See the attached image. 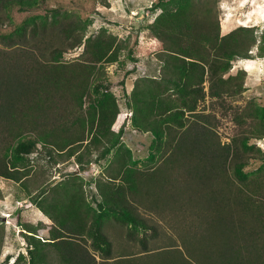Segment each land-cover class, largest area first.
Wrapping results in <instances>:
<instances>
[{
  "label": "trees",
  "instance_id": "obj_1",
  "mask_svg": "<svg viewBox=\"0 0 264 264\" xmlns=\"http://www.w3.org/2000/svg\"><path fill=\"white\" fill-rule=\"evenodd\" d=\"M45 1L0 0V176L19 183L16 200L52 221L41 237L42 221L19 219L26 255L11 264H180L168 249L153 259L113 256L107 231L125 227L126 238L145 248L140 230L156 229L139 207L158 212L190 204L198 206L209 241L190 260L181 255L182 264H264V152L250 143L264 137V107L249 102L236 115L241 123L252 118L249 134L223 144L210 115L198 109L207 96L220 101L242 92L246 71H229L237 60L264 57V31L238 26L221 35L205 0L152 1L149 12L161 11L146 28L161 43L159 75L136 78L124 94L132 128L152 138L150 164L139 169L131 150L122 149L123 125L115 130L123 114L105 70L118 61L121 41L105 28L88 36L91 21L57 7L13 25L14 8L31 11ZM81 47L78 58L63 61ZM252 152L262 163L248 173ZM39 153L52 165L73 157L79 171L32 190L29 161ZM105 160L89 195L78 173ZM4 236L1 225L0 250Z\"/></svg>",
  "mask_w": 264,
  "mask_h": 264
},
{
  "label": "rangeland",
  "instance_id": "obj_2",
  "mask_svg": "<svg viewBox=\"0 0 264 264\" xmlns=\"http://www.w3.org/2000/svg\"><path fill=\"white\" fill-rule=\"evenodd\" d=\"M151 1L108 0L109 6H104L99 0H46L39 8L31 11L19 12L14 8L10 12L13 25H17L24 19L44 15L46 9L57 7L60 9V13H66L72 19L91 21L87 30L88 36L105 28L109 33L115 35L117 40L121 41L123 49L118 61L106 65L105 70L112 81V90L123 114L115 130L123 125L122 149L131 150V159L136 162L135 168L139 169H145L150 164L148 153L152 138L147 133H140L132 128L131 112L124 105V94L125 92L130 93L136 78L159 75L160 62L157 54L161 50V43L151 36L146 27L154 21L161 10L158 8L154 12H149ZM205 1L208 3L212 16L219 23L221 35L238 26L255 27L258 35L264 31V0ZM11 27L12 25L6 23L3 28L10 30ZM81 51L82 47L69 50L64 54L63 61H74L80 56ZM252 52L255 54V49ZM252 62V67L246 69L243 67L242 60H237L229 71V75H235L241 69L246 71L244 88L240 94L232 97L225 96L220 101L207 96L198 107L202 113L210 115L211 127L222 144L229 143L233 137L243 133L249 134L248 123L252 118H246V123H241L236 119V115L249 102L253 104L252 107H264V57L252 59ZM207 87L208 82L205 83V90ZM245 130L247 132H243ZM250 143H255L264 152V137L261 140L252 139ZM250 155L249 164L245 169L248 173L255 171L262 163V160L257 157L260 156L259 154L252 152ZM253 155H257L256 158H253ZM107 161H103L102 165H90L85 171L78 173L86 182L89 195L93 194L91 181L99 175ZM29 165L28 183L32 190L54 179L61 180L72 171H79L73 157L67 161H63L62 157V161L52 165L44 153L31 155ZM19 186V183L0 176V226L3 225L5 229L0 250V263L4 262L7 255H10L8 264L13 263L19 253L26 255V244L22 236L23 231L18 224L19 219L34 224L42 221L44 226L38 231V235L41 237L48 235V230L52 225V221L48 220L40 210L31 206L26 199L16 200L17 187L19 188ZM18 209H22L19 211L20 213H18ZM139 210L148 225L155 227L156 232L153 233L152 229H145L146 235H143V230H140L139 236L144 242V248L139 239L129 240L126 238L125 227L109 228L107 233L113 241V256L117 257V255L132 252L137 257L147 254L148 258L146 259H153L154 252L168 249L171 255L179 256L177 259H180V264H182L181 255L190 260L197 253L195 251L197 245L208 240L209 232L203 216L202 214L196 215L197 205L174 207L173 211L166 208L165 210L168 211H163L161 208L157 212L149 210L146 206L139 207ZM206 249L208 248L206 247Z\"/></svg>",
  "mask_w": 264,
  "mask_h": 264
},
{
  "label": "bare ground",
  "instance_id": "obj_3",
  "mask_svg": "<svg viewBox=\"0 0 264 264\" xmlns=\"http://www.w3.org/2000/svg\"><path fill=\"white\" fill-rule=\"evenodd\" d=\"M251 63H253L251 59H242L243 67L246 69H249L252 67Z\"/></svg>",
  "mask_w": 264,
  "mask_h": 264
},
{
  "label": "crops",
  "instance_id": "obj_4",
  "mask_svg": "<svg viewBox=\"0 0 264 264\" xmlns=\"http://www.w3.org/2000/svg\"><path fill=\"white\" fill-rule=\"evenodd\" d=\"M153 1V0H152ZM152 1H151V3H152ZM49 220V219H48Z\"/></svg>",
  "mask_w": 264,
  "mask_h": 264
}]
</instances>
